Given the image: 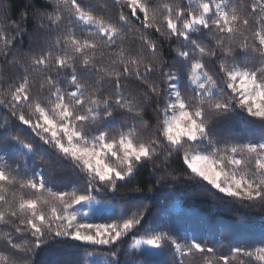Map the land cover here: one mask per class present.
<instances>
[{
    "label": "snow or ice",
    "instance_id": "6c2138e0",
    "mask_svg": "<svg viewBox=\"0 0 264 264\" xmlns=\"http://www.w3.org/2000/svg\"><path fill=\"white\" fill-rule=\"evenodd\" d=\"M10 11L0 0V264H51L36 257L60 237L108 246L105 264L165 254L167 264H264V231L218 254L149 224L164 208L150 197L104 205L111 215L100 223L75 210L148 165L156 185H174L177 159L222 203L264 206V0H29L18 20ZM238 118L260 135L226 127ZM21 125L42 143L21 138ZM61 162L83 174L82 193L54 190Z\"/></svg>",
    "mask_w": 264,
    "mask_h": 264
},
{
    "label": "trees",
    "instance_id": "16d2710c",
    "mask_svg": "<svg viewBox=\"0 0 264 264\" xmlns=\"http://www.w3.org/2000/svg\"><path fill=\"white\" fill-rule=\"evenodd\" d=\"M29 0H8L11 11L9 15L12 19H19L20 13L23 12ZM36 2V0H34ZM40 3L43 0H39ZM111 0H109V5ZM29 29H32V22L28 24ZM153 39H158L153 35ZM138 43V40L136 41ZM27 44V39L25 40ZM176 42L173 41L175 46ZM165 58L168 57L169 47L164 44ZM2 62V60H0ZM8 70H4V76L7 78ZM8 115L7 110H0V121ZM11 120L12 118L9 117ZM146 120L155 124V120L151 118V113L145 116ZM234 133L243 137L259 136L260 127L258 124H245L243 118L233 119L226 126ZM21 138L26 140L35 139L37 142L39 138L31 131L28 126L21 125L17 128ZM13 159L18 157L13 156ZM37 166L40 161L36 160ZM46 177L49 175L47 165H43ZM171 167L180 173L174 185H169L167 188H162L156 185L155 178L149 175L151 165L145 169H141L140 176L132 180L127 187H121L120 191L112 194L110 192H95L91 193L93 201L99 202L101 205H108L115 207L117 210L123 208L127 203L135 202L150 197L151 199H144V203L149 205H163L161 211L159 208L153 209V215L148 218V223L153 227H160L170 229L181 237L195 236L200 240H207L208 244H215L219 253H227L229 244L238 241L255 242L261 237V232L264 231V206L260 202L252 205L247 203H240L239 201L227 199V203H222L223 194L216 193V190L201 187V182L198 179H191L188 177L187 171L181 166L177 159L172 163ZM83 174L74 171L71 165L61 162L55 168L53 179L56 183L54 190L58 191H72L73 187L82 193L85 189V183L82 179ZM132 186L140 188L138 191H133ZM149 189H152L149 191ZM208 189H211L209 191ZM174 196V200L168 201L165 198L169 195ZM76 207V206H75ZM159 212V214H157ZM111 212L107 207H104L100 214L93 216L87 221L100 223L103 222ZM82 221V220H81ZM242 221H247L242 223ZM4 231L7 228L0 226ZM127 239L128 245L134 241ZM95 253L107 254L108 246H92L84 242L73 240L69 237L55 238L51 242V247L43 253L39 254L36 259L40 261H51V264H88L91 256ZM7 254V253H5ZM170 256L165 254L158 257V264H167ZM185 264H199V258L192 256L186 258Z\"/></svg>",
    "mask_w": 264,
    "mask_h": 264
},
{
    "label": "rangeland",
    "instance_id": "374dc122",
    "mask_svg": "<svg viewBox=\"0 0 264 264\" xmlns=\"http://www.w3.org/2000/svg\"><path fill=\"white\" fill-rule=\"evenodd\" d=\"M101 206L102 207L98 210L97 209V203H95L93 201V205L91 208L88 206L87 203H85L82 206L76 205L75 210L80 212L81 214H83L85 212L90 213V215L88 217H85L84 215H80L79 219L82 221H85V220L91 219L93 216H95L97 214H100L104 209L103 205H101ZM106 259H107V254L95 253L91 256V259H90L88 264H105Z\"/></svg>",
    "mask_w": 264,
    "mask_h": 264
}]
</instances>
